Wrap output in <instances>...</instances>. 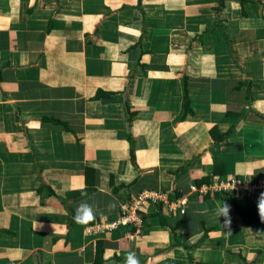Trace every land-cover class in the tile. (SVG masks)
Here are the masks:
<instances>
[{
  "label": "crops",
  "instance_id": "1",
  "mask_svg": "<svg viewBox=\"0 0 264 264\" xmlns=\"http://www.w3.org/2000/svg\"><path fill=\"white\" fill-rule=\"evenodd\" d=\"M229 179L258 206L264 0H0V264H97V243L102 264H264V232L198 191ZM143 192L167 201L103 228Z\"/></svg>",
  "mask_w": 264,
  "mask_h": 264
},
{
  "label": "built area",
  "instance_id": "2",
  "mask_svg": "<svg viewBox=\"0 0 264 264\" xmlns=\"http://www.w3.org/2000/svg\"><path fill=\"white\" fill-rule=\"evenodd\" d=\"M214 188V189H212ZM197 191V188H194ZM205 189V191H203ZM203 191L204 193H207L208 191H231L235 193H243L247 190H249L246 187V184H244L240 179H229L222 181L220 183H217L214 186H211L209 188L205 187L202 190L198 189V191ZM165 197V201H167L166 196H159L155 192H143L141 195L138 196V200L130 205L128 208H125V211L123 212L122 217L116 221L112 222L103 228L106 231H112L119 229L120 226H128V225H141L142 219L140 216V210L141 205L146 201L147 199H151L153 201L163 199ZM183 214L185 212L183 211ZM140 227V226H139Z\"/></svg>",
  "mask_w": 264,
  "mask_h": 264
},
{
  "label": "trees",
  "instance_id": "3",
  "mask_svg": "<svg viewBox=\"0 0 264 264\" xmlns=\"http://www.w3.org/2000/svg\"><path fill=\"white\" fill-rule=\"evenodd\" d=\"M224 2V0H223ZM104 94L98 93L95 98H101ZM189 112H192L190 107V101L187 99L185 103V112L184 116H186ZM219 172V171H217ZM207 179L199 180L197 185L198 187L203 186L204 181H209ZM204 180V181H203ZM223 194L229 196L231 203L234 205L236 212L244 219V222L251 227H254L257 230L264 232V218L260 215V210L254 202L251 196H236L235 192L231 191H220L218 195ZM219 197V196H218ZM207 239V235H204L202 238V242ZM103 258V248L101 243H97V255H96V263L102 264Z\"/></svg>",
  "mask_w": 264,
  "mask_h": 264
},
{
  "label": "clouds",
  "instance_id": "4",
  "mask_svg": "<svg viewBox=\"0 0 264 264\" xmlns=\"http://www.w3.org/2000/svg\"><path fill=\"white\" fill-rule=\"evenodd\" d=\"M115 205H110V208H114ZM258 207L260 210V215L264 218V194H261V198L258 203ZM228 206H225L223 211L225 213L228 212ZM95 219L94 210L87 203H82L77 208L76 214L74 216V220L79 224H87ZM126 264H139L138 260L135 258V254H130L126 260Z\"/></svg>",
  "mask_w": 264,
  "mask_h": 264
}]
</instances>
